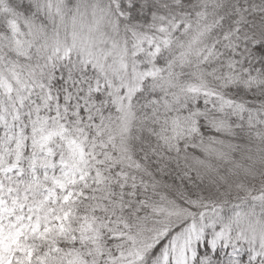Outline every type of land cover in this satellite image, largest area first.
Wrapping results in <instances>:
<instances>
[{
	"label": "snow or ice",
	"instance_id": "obj_1",
	"mask_svg": "<svg viewBox=\"0 0 264 264\" xmlns=\"http://www.w3.org/2000/svg\"><path fill=\"white\" fill-rule=\"evenodd\" d=\"M0 264H264V0H0Z\"/></svg>",
	"mask_w": 264,
	"mask_h": 264
}]
</instances>
